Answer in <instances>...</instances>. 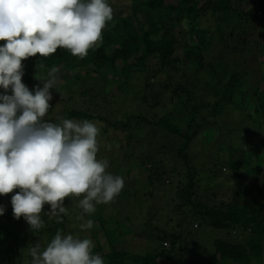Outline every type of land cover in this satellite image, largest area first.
Segmentation results:
<instances>
[{"label":"trees","instance_id":"1","mask_svg":"<svg viewBox=\"0 0 264 264\" xmlns=\"http://www.w3.org/2000/svg\"><path fill=\"white\" fill-rule=\"evenodd\" d=\"M110 1L107 0L108 3ZM129 1L132 12L120 16L113 15V19L107 22V33L102 44L90 49L84 59L72 56L66 49L60 48L46 59L37 55L22 61L24 65L22 82L33 93L37 85L43 87V83L36 78L37 74L43 79L52 67L58 69L57 75L60 82L66 84L65 87L64 84H59L58 90H65L71 97L78 93L76 86L86 91V86L82 87L83 74L98 75L106 81L107 84L103 83L100 88L101 96L90 102L92 106L90 114L74 109L64 118L90 121L97 119L104 122L106 127L121 128L125 133L127 131L130 137H134L135 134L139 137L142 134L148 138L147 133L143 134V126L138 123L135 124L134 129L131 128L132 119H136L140 124H147L155 129L159 127L160 132L167 131L180 138L181 142L175 151L170 150L169 144L165 142L160 145L139 142L143 149L148 148L149 154L141 153L143 157L138 169L145 171L148 184L154 185L155 188H160L162 185L169 187L165 188L167 193L163 196L165 202H169L168 206L173 214H168L167 223L160 225L161 218L152 211L156 209L155 207H150L145 212L140 211L143 220L140 221L136 239L131 238L130 241L146 243L152 240L158 243L157 248L145 255L119 248L121 238L124 235L130 237L132 232L131 230L130 234H127L126 229L122 230L123 223L117 220L120 211L114 212L113 215L102 213V216L95 218L85 214L87 218L90 217L93 220L94 234L91 237L88 233L84 234L85 238L94 239L93 254H100L105 264H187L184 258L173 254L174 251L179 244L183 246L181 242L183 236L192 237L191 240L198 245V239L201 241L202 237L197 235V231L201 227H206L212 231H220L223 238L212 241V252L198 256L194 264H197V261L198 264H264V132L262 128H254L257 120L264 121V0ZM144 8L146 17H141L138 12ZM205 18H211L217 22L213 31L201 27V21ZM178 28L180 33L176 36L174 32ZM205 35H208L207 38ZM251 42L256 44V49H249ZM4 43L6 41H0V45ZM180 48L184 50L183 55L178 54ZM216 50L219 51L218 54H215ZM244 54L263 57L259 70L261 73L257 74L259 84L253 91L246 85V83L249 84L246 79L250 74L247 73L249 63L247 57L245 60H240ZM39 60L45 64L44 69H37ZM190 61L198 62L199 81L204 84L203 89L206 87L204 92L208 93L206 99L197 97L194 87L191 89L190 84H186L173 91V100L176 99V102L169 113L159 120L150 121L145 115L137 113L129 115L127 122L112 123L108 115L102 116L104 113L101 109L104 105H111L114 99L110 96L116 92L109 90L108 85L114 80H109L103 75L104 68L118 69L119 63H123L121 72L116 75L120 80L124 78L129 81V75L133 69L149 71L151 62H155L154 65L160 70L180 68L187 71L189 67L186 69L184 65ZM254 61L256 65L260 63L258 59ZM212 81L214 85L209 86ZM171 87L172 84L169 83L165 86L167 91ZM123 88L125 89V86L118 84L117 89L123 90ZM54 90L57 91V89ZM0 91L3 90L0 89ZM212 98L214 103L210 101ZM147 102L146 100L145 103ZM208 103H212L210 111L216 117H221L225 109L230 106L240 110L242 117L245 120L248 119L251 126H245L241 121L244 127L241 128V126L238 130L245 129V133L252 135L253 146L255 144L259 147L263 146L262 154L252 151L257 158L262 155L259 162H249L245 152L235 159L231 156L232 151L228 156L225 155L235 170V175L241 174L242 169L246 170L245 175L243 174L245 181L237 182L231 187L232 192L231 195H227L226 202H219L218 192L205 197L199 194L198 174L191 167L187 154L192 132L198 127V115L205 106L208 107ZM157 104L158 102L152 104V108L155 109ZM249 106L253 107L252 111L248 110ZM92 113L98 115L94 116ZM176 117L186 122V132L179 130ZM173 152V156L185 162L187 166L185 173L180 174L178 162H173L169 170L165 168L164 156L172 155ZM245 163H248V167H244ZM170 170H173V173L169 172ZM132 173V167H129L127 173L122 175L119 171L117 174L121 177L125 176L124 181L127 182L130 181ZM165 176L171 177L172 180L164 181L162 177L165 178ZM214 177L217 178V176ZM18 191L19 189H15L6 196L0 195V205L5 206L4 214L0 216V264H30L31 257L26 254L28 249L39 244L43 251L58 230L62 234L73 235L76 227L72 226V223L82 212H72L71 208L77 207L78 200L66 198L65 206L68 208V214L62 216V222L57 223L55 218L49 219L45 213H42L44 227L33 233L23 217L17 220L13 215L11 197ZM155 192V190L149 192L148 196ZM133 193L134 197H138L141 190H135ZM130 196L132 193L123 189L118 199H128ZM138 201L142 202L140 198ZM49 210L50 205L45 204L44 212ZM178 215L182 216L180 223L177 224L180 230L173 232V227L170 229L167 225L175 222ZM81 235L83 238V233ZM113 237H116L117 241H114ZM167 242L170 243L169 248L166 247Z\"/></svg>","mask_w":264,"mask_h":264},{"label":"clouds","instance_id":"2","mask_svg":"<svg viewBox=\"0 0 264 264\" xmlns=\"http://www.w3.org/2000/svg\"><path fill=\"white\" fill-rule=\"evenodd\" d=\"M112 19L107 0H0V41H6L0 45V195L19 189L11 197L13 215L23 217L33 233L44 227L42 213L62 222L66 198L78 199L80 228L91 229L93 220L85 221V214L114 202L125 181L107 171V159L97 158L98 122L46 119L51 90L60 82L58 69L52 67L43 79L37 74L43 87L33 93L22 82V61L46 59L60 48L84 59L102 44ZM44 68L39 60L37 69ZM4 212L0 205V216ZM94 247L91 238L58 230L43 251L39 244L28 249L30 264H105Z\"/></svg>","mask_w":264,"mask_h":264},{"label":"rangeland","instance_id":"3","mask_svg":"<svg viewBox=\"0 0 264 264\" xmlns=\"http://www.w3.org/2000/svg\"><path fill=\"white\" fill-rule=\"evenodd\" d=\"M109 4L115 7V9L113 10V15L120 16L132 12L131 2L129 0H111ZM138 13L141 17H146L145 8ZM216 26L217 22L211 18H205L203 19V21H201V27L203 29L206 28L213 31ZM107 28L108 23L103 30V39L104 37H106L105 34L107 33ZM179 33L180 28L176 29L174 32L176 36H179ZM207 36L208 35H205V38H207ZM189 40L195 41L193 39ZM255 45L256 44L251 42L249 45V49H256ZM181 48L178 50V54L183 55L184 50ZM218 53L219 51L217 52L216 50L215 54ZM246 57L249 60V63L247 65V73L248 75L250 74V76H248L246 79V82H249V84L246 83V85L251 91H253L258 87L259 84V76L257 74L261 73L259 70L261 69V62L263 61V57L261 55L253 57L252 55L248 56L247 54H244L240 60H245ZM255 59H258V62H260L257 64L258 66L254 61ZM154 64L155 62H151L149 64V71H145L143 69H133V71L129 75V81H126V79L124 78L120 80L118 79V75H116L121 72L123 63H119L118 69H113L114 71L111 68H104L102 70L103 75L109 80H114L112 84L108 82V88L109 90H114L116 92L112 93L110 96L112 99H114L111 102V105H104V107L101 109L102 113H104L102 116L107 117L108 115L110 117L109 120L112 123L127 122V117L129 115L137 113L145 115L146 118L150 121L159 120L163 115L169 113L170 108L176 102V99L173 100V91L178 87L180 88L183 85L185 86L186 84H190L189 87L191 89L194 87V90H196V93L198 95L197 97H200L203 100L208 97V93L204 92V89H206V87L203 89L204 84L199 81L200 75L198 72L197 61H190L188 62V64L184 65V68L186 69L189 67L187 71L180 68H168L165 70H160L158 66ZM83 76L84 78L82 87L86 86L85 88L87 89L85 91L84 88L79 89V87L76 86V88L78 89V93L74 97H71L70 94L65 90H58V86L57 91H55L54 89L51 90L53 99L49 102L51 104V108L46 116V119L56 121L57 117L64 118L69 113V111L74 109L80 110V112L87 114L91 113L90 111L92 106L90 102L92 100H97V98L101 96L100 88L103 86V83H106V81L103 80L100 76L94 74H83ZM46 77L47 76L43 78ZM170 78L172 79L171 81L168 80ZM117 80L118 82H116ZM168 83L172 84V87L167 91L165 86ZM59 84L63 85L64 83L59 82ZM118 84L125 86V89H117ZM213 85L214 81L210 82L209 86ZM65 86L66 84H64V87ZM146 100L148 101L147 103H145ZM210 101L214 103V98L210 99ZM156 102H158V104L154 109L152 108V104ZM212 103H208V107L205 106L198 115V127L193 130L194 132H192V140L189 143L190 145L187 150V154L189 155L191 161V167L194 168L198 174L199 194L205 197L212 193L218 192V195L220 197L218 199L219 202H226L228 199L227 195H231V187L234 186V184L236 185L237 182L243 183L245 181L243 177H245L244 171L246 170L242 169L241 174L235 175V170L231 167L225 155L228 156L230 154V151H232L233 154L231 156L233 157V159H235L238 158V156H241L242 152H245V154H247L248 156L249 162H259V160L262 158V155L257 158L253 155L252 151H254L255 153L257 152V154H262L261 150H263V146L259 147L257 144L253 146L254 139L252 138V135L245 133V129L238 130L241 126V128L244 127L241 121L244 122L245 126H251V122L247 121L248 119L245 120L242 117L241 113L239 112L240 110L234 109L230 106L225 109L224 114L221 117H216L210 111V109L212 108ZM248 110L252 111L253 107L249 106ZM93 114L94 113H92V115ZM97 115L98 114H94V116ZM74 120L83 121V119ZM92 121L98 122V126L100 127V135L98 137L100 150L97 154V158L107 159L109 161V168L107 169V171L114 175H118L117 173L120 171L123 175L128 172L129 167H132L133 173L130 181L125 182L123 188L124 190L132 193V196L128 197L129 200L126 198L118 199V197H116L111 205H97V210L94 214H92L91 217H100L102 216V213L106 215L110 213V215H113L114 212L120 211V215H118L117 220H119L121 224L123 223L122 230L126 229L128 231L127 234H130L131 230L132 232L130 234V237H127L129 235H124L121 238V245H118V247L123 248V250H126L127 252H135L140 255H145L150 251L152 252L154 249H156L158 243H154L152 240L146 243L141 241L136 242V240L130 241L131 238L136 239V233L139 231L140 221L141 219L143 220V216H141L140 211L143 212L142 210H144L145 212L146 209L155 207L156 209H152V211L158 218H161L160 225H165L167 223L166 220L169 217L168 214L171 215L173 213L171 209H169V202H165V197L163 196L165 193H167V190L165 188L169 187L162 185L160 188H155L154 185L148 184L145 171H139L138 169V167L141 166L139 162L142 161L143 157L141 153L149 154L148 148L143 149L142 146H140L139 142L142 141L143 143L145 141V144L151 143L152 145H160L165 142L166 144H169L170 150L174 149L175 151L178 148L179 143L181 142L180 138L177 135L169 134L167 131L160 132L159 127L155 129L147 124H140L136 119H132L131 123L133 124V126L131 128L134 129L135 124L138 123L139 125L143 126V134L147 133L148 138H146V136L142 134H140L139 137L136 134L134 135V137H130L128 132L126 131L125 133L121 128L115 129L113 127H106L104 125V122H101L97 119H94ZM172 122L175 121L172 120ZM176 123L178 124L177 126L179 130H183L184 132H186V122L183 119L177 118ZM258 127L262 128V131L264 132V121L261 122V120H257V125H255L254 128L259 129ZM173 155L174 152L172 155L164 156L163 164L165 165V168L169 170V167L173 165V162H178V170L181 171L180 174L185 173L187 171L185 162L178 160ZM157 158L159 159L160 157ZM247 165L248 163H245L244 167H248ZM159 169L162 170L161 166H159ZM169 172L173 173V170H170ZM214 176H217V178H215ZM122 178L125 179V176H123ZM162 179H164V181L172 180V178L169 176H165V178L162 177ZM135 190H141V193L138 195V197L133 196V191ZM153 190H155L156 192L153 195L148 196L149 192H152ZM139 198L142 200V202L144 200V202H139ZM71 211L80 212L82 210L78 207L73 206L71 208ZM78 217L79 215L72 223V226L76 227L73 235L82 238L81 234L83 233V238H85L84 234L88 233L91 237V235L94 234V230L92 228L81 230L80 224L84 221H81L80 219H78ZM176 217L177 220H175V222L171 223V225L168 223L167 225L170 229L173 227V232H179L180 230L177 227V224L180 223L182 216L178 215ZM88 219L91 218H87L85 216V221ZM112 221L115 222V220L113 219ZM28 228H30L29 225ZM111 232H113V230ZM258 233L260 234V231ZM197 235L202 237L201 241L198 239V245L194 244V241L191 240L192 237L185 238V236H183L181 240L183 246L179 244V246H177L176 248V251H174L173 253L184 258L187 264H194L193 262H195L194 260L198 256H203V254L205 253H211L213 250L212 241L223 238L220 231H212L210 229H207L206 227H201L197 231ZM113 239L114 241H117L116 237H113ZM166 247H170L169 242H167ZM26 254L29 255V252H27ZM228 261H231V259H228Z\"/></svg>","mask_w":264,"mask_h":264}]
</instances>
